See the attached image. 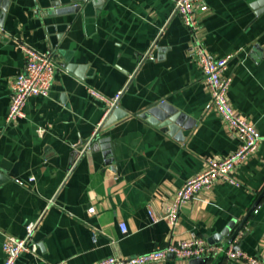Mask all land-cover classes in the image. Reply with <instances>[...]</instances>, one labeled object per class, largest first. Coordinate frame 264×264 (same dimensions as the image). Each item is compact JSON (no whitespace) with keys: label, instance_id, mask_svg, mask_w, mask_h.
Returning <instances> with one entry per match:
<instances>
[{"label":"crops","instance_id":"obj_1","mask_svg":"<svg viewBox=\"0 0 264 264\" xmlns=\"http://www.w3.org/2000/svg\"><path fill=\"white\" fill-rule=\"evenodd\" d=\"M56 1L10 0L0 27V264L6 236L24 238L34 223L38 251L17 264H93L191 236L264 258V143L236 169L239 185L219 180L182 207L176 226L166 219L177 191L207 159L240 145L208 110L211 89L191 52L196 37L174 14V1L63 0L75 8L63 14ZM260 1L205 0L210 12L197 36L215 57L234 54L225 71L229 100L264 137ZM23 45L50 53L58 68L50 96L31 97L26 117L9 124L11 82L25 69ZM119 92L106 127L114 109L106 100ZM163 103L183 115L180 123L140 116ZM190 261L170 256L160 264ZM205 264L247 263L216 255Z\"/></svg>","mask_w":264,"mask_h":264},{"label":"built area","instance_id":"obj_2","mask_svg":"<svg viewBox=\"0 0 264 264\" xmlns=\"http://www.w3.org/2000/svg\"><path fill=\"white\" fill-rule=\"evenodd\" d=\"M173 1L175 5L174 14L181 17L184 25L190 28L196 37L198 46L193 48L191 52L195 54L198 66L211 89V101L208 110L218 112L233 135L239 139L240 145L234 153L225 158H208L203 171L190 178L177 191L166 214V219L172 227L178 223L182 207L191 202L198 194L211 189L219 180L231 185H239L235 175L236 169L255 154L260 145L264 143V137L256 126L238 114L229 100L228 95L232 80L225 75V71L234 54L221 58L215 57L199 42L197 34L201 25L200 20L210 12L209 6L205 0ZM154 48L155 45L153 44L141 61L149 57ZM22 49L25 56V69L11 82L10 105L6 119L9 124L16 123L26 117L25 108L31 97L50 96L58 68L56 60L50 53H42L29 45H23ZM91 93L105 100L98 93L94 91ZM121 95L122 92H119L112 101H106L111 107H115ZM91 211H94V208H91ZM36 227V223L28 225L24 238L6 236L3 244L5 251L3 264H17L18 259L25 253L36 254L38 245L33 239ZM121 227L124 233L128 232L126 224L122 223ZM234 248V246L225 248L211 245L203 237L191 236L179 242L171 241L165 246H159L143 254L131 257L111 256L93 264H160L170 256L180 260H192L216 255H224L230 260L241 259L247 264H264V258L251 256L240 248L237 250Z\"/></svg>","mask_w":264,"mask_h":264},{"label":"water","instance_id":"obj_3","mask_svg":"<svg viewBox=\"0 0 264 264\" xmlns=\"http://www.w3.org/2000/svg\"><path fill=\"white\" fill-rule=\"evenodd\" d=\"M97 1L99 2L100 0H97ZM63 2L64 1L62 0L61 2L60 1H56L54 3V6H56V8H57L56 9V13L63 14L65 12H67V11L70 12V11H73L75 9L72 6L71 7L62 6L61 4H64ZM260 4L262 5V8H261V10H259V14L260 15H264V0H261ZM9 5H10V0H0V27L3 26V20H4L5 16H6V13L8 11ZM114 110H115V107H114V109H111V111L109 112L111 117H109V115H108V117H107L108 119L103 124L104 126L108 127L109 125H111L114 122V119L112 118V116H113L112 114H113ZM121 114H122V116H124L123 112H121ZM140 116L142 118H144V119H147L151 123H155V124H159L158 120H164V119L167 118V116L170 117L171 121H174V122H176L178 124V123H180V120H182V117H183V115L181 113H176L175 109H173L171 107H168L167 104L164 105V103L160 104V105H155L153 107H150L149 109H147L146 111L141 113ZM150 116H155L157 118V120L155 118L150 117ZM166 122H165V124L167 126H170L171 122L170 121H166ZM166 125H163V126H166ZM170 127H172V125ZM93 141L90 142L91 145L93 144ZM3 179H4V176H0V181H2ZM255 207L256 206L253 207V209L250 211L249 215L253 212ZM245 221H246V218L243 221V223L240 225V227H238V229L235 232V234L233 235V237L230 239L229 244H232L234 242V240L236 239L238 233L241 231L242 225L244 224ZM239 248H240V246L236 245L234 249L237 250ZM205 262H206V258H199V259H192L189 262V264H205Z\"/></svg>","mask_w":264,"mask_h":264}]
</instances>
